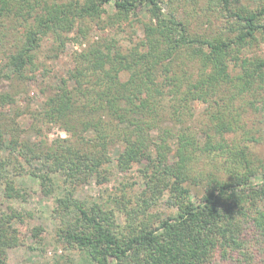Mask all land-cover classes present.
<instances>
[{
	"label": "trees",
	"instance_id": "trees-1",
	"mask_svg": "<svg viewBox=\"0 0 264 264\" xmlns=\"http://www.w3.org/2000/svg\"><path fill=\"white\" fill-rule=\"evenodd\" d=\"M180 1L163 12L160 0H0L1 36L22 30L3 53L0 85L38 82V74L49 89L31 112L0 113L4 198L24 199L16 177L36 179L45 195L59 180L55 240L92 264H264V164L250 148L262 138L246 129L249 108L264 111V58L246 52L264 44V0ZM138 15L142 38L130 47L89 35L90 24L103 30ZM67 41L87 43L50 85L47 61L64 55ZM16 95L0 93V103ZM194 101L205 105L198 117ZM51 127L67 138H43ZM142 160L141 196L127 199L122 185L108 207L73 198L90 178L106 183V166L125 173ZM165 192L173 210L162 218L151 210ZM8 210L0 264L26 235L40 243L31 215Z\"/></svg>",
	"mask_w": 264,
	"mask_h": 264
},
{
	"label": "rangeland",
	"instance_id": "rangeland-1",
	"mask_svg": "<svg viewBox=\"0 0 264 264\" xmlns=\"http://www.w3.org/2000/svg\"><path fill=\"white\" fill-rule=\"evenodd\" d=\"M162 1V2H161ZM180 0H160L159 5L162 8L163 12H167L170 7L174 10L176 7H180ZM166 4V6L163 5ZM181 11V10H180ZM179 15L181 13L179 12ZM144 17L138 15L137 17H131L127 21H123L116 26L109 25L103 30H100L99 27L95 24H90L89 28L90 37L92 36H104L113 38L121 48L130 47L134 42H138L142 38V23ZM22 32H15L10 30L6 32V35L1 36L0 39H3V43H0V64H3V53L5 50L12 51V49L17 44L18 36ZM76 35V31L68 34L69 38H73ZM87 42H83L82 46L74 44L72 41H67L65 48L66 52L64 55H61L55 61H47V64L50 65L51 72L46 78V83L53 85L57 83V79L63 76L65 69L69 67L68 63V54L72 51H79L81 48L85 47ZM50 46V39L44 40L41 50L42 53H47ZM248 56L257 55L264 58V44H261L259 48H253L246 51ZM126 76H123V78ZM36 80L28 81L26 83L19 84L16 88L13 82L2 83L0 85V93H16L17 98H15V103L7 101L5 104L0 103V113L11 115L12 112L17 110V107H20L21 110L31 112L37 108L44 98L40 89H46V93L49 92L45 84H39L38 74H36ZM58 84V83H57ZM264 96V91H263ZM246 100H249L247 98ZM259 106L260 104H256ZM194 115L196 117L200 116L205 105L194 101L191 105ZM250 112L247 118V130L254 132V137L261 136L262 141L258 144H250V148L254 149L257 160L261 161L264 164V111L254 112L249 108ZM28 117V116H26ZM21 126L27 127L30 123L28 118L21 120ZM46 128L42 130V137L47 133V139L52 141L56 138L64 139L67 138V135L64 131L58 129L57 127H51V129ZM256 130H259V133H256ZM31 137L28 134L24 135L23 138L27 139ZM33 139V138H31ZM116 155V152H114ZM38 165V164H35ZM146 161L142 160L139 163H135L131 170L127 172H120L115 166V163L106 166L108 172L106 174L107 181L106 183L98 184L94 178H90L87 182L83 183L81 186L77 187L73 193L74 197L78 200H89L90 202H95L99 205L109 206V195L111 193H117L122 185L126 186V191L129 194L128 198L132 200L136 196H141V194L146 189L145 182L147 181L146 172H145ZM16 186L21 189L24 199H13L7 201L3 195V186L0 184V213L3 211H9L8 208H13L21 213L30 214L31 218L29 221L30 228H40V243H37V239L32 238L29 235H26L23 245L9 248L6 251V261L8 264H56V261H59L60 264H92L88 257L82 251H77L73 248L64 249L60 243L55 240V230L59 226L57 219L52 218L53 210L55 209V199L61 196L62 190L59 185L61 182L58 180L55 184V190L53 193L45 195L41 193L39 189V183L36 179L31 178L30 176H22L15 178ZM190 193L194 195L197 188H194L192 184L188 186ZM120 193H118L119 195ZM168 198L167 193L158 201V204L155 205L154 209L151 210L156 214H160L162 218L170 214L165 201ZM17 226V225H16ZM38 247L40 249H38Z\"/></svg>",
	"mask_w": 264,
	"mask_h": 264
}]
</instances>
